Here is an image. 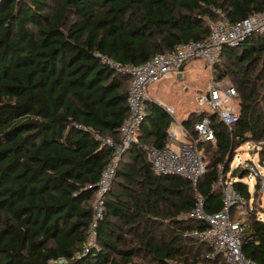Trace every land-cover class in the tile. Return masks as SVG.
Returning <instances> with one entry per match:
<instances>
[{"label": "trees", "instance_id": "trees-1", "mask_svg": "<svg viewBox=\"0 0 264 264\" xmlns=\"http://www.w3.org/2000/svg\"><path fill=\"white\" fill-rule=\"evenodd\" d=\"M263 9L264 0H0V264H226L190 234L205 224L180 215L197 192L205 214L219 212L223 187L215 184L228 172L225 185L249 208L242 253L264 264V220L255 199L248 203L249 173L230 168L241 146L264 141L258 33L223 46L213 67L215 79L237 90V121L229 128L205 109L181 121L197 137L194 123L207 116L214 135L198 142L206 168L196 186L153 172L148 151L164 148L172 117L147 100L87 246L92 202L113 152L105 140L119 139L129 114L125 69L206 39L219 20ZM256 154L264 160V144Z\"/></svg>", "mask_w": 264, "mask_h": 264}, {"label": "built area", "instance_id": "built-area-1", "mask_svg": "<svg viewBox=\"0 0 264 264\" xmlns=\"http://www.w3.org/2000/svg\"><path fill=\"white\" fill-rule=\"evenodd\" d=\"M253 33L264 34V9L233 23L227 19L219 20L212 25V30L206 39L178 45L172 51L158 53L140 65L129 66L125 69L131 78L127 93L129 114L119 129V139L107 138L105 140L113 152L102 172L92 204L93 217L87 246L94 245V229L103 213V197L110 189L119 160L127 148L136 141L137 128L146 114L145 103L150 99L147 92L148 85L177 74L190 61L205 62L210 69L211 77L206 91L196 94V102L202 109L217 113L221 121L230 128L239 116L236 104L237 90L227 80L215 79L212 76L213 67L219 60L223 46L237 45ZM166 110L172 117V123L165 146L163 149L151 148L148 151L153 172L157 175H178L196 186L206 168L203 150L198 146V142H214L210 120L207 116H202L196 121L194 129L197 137H193L183 127L182 122L175 117L174 111L170 108ZM261 145L262 142L247 143L246 147L256 154ZM238 164L257 178L259 188L264 190V175L259 173L256 166L250 161L242 163L238 161ZM221 180L220 177L215 187L220 186ZM223 197L222 209L213 215H207L203 209L204 200L197 192L193 208L181 214L180 217L194 219L205 224L203 229L194 230L190 234L206 241L214 250L215 255H220L226 264H256L242 253V223L249 211L246 200L233 189L230 182L223 186ZM248 203L252 205V200ZM260 215L261 212H258L257 218L264 220ZM86 250L87 247H85ZM170 264L184 263L171 261Z\"/></svg>", "mask_w": 264, "mask_h": 264}, {"label": "rangeland", "instance_id": "rangeland-1", "mask_svg": "<svg viewBox=\"0 0 264 264\" xmlns=\"http://www.w3.org/2000/svg\"><path fill=\"white\" fill-rule=\"evenodd\" d=\"M203 66L204 68L199 61H195L193 65H191L189 72L184 73L181 79L177 80L174 77L163 78L155 83L149 84L147 87V92L151 97V100L159 102L166 108H170L172 111H174V115L177 119H180L183 113L185 114L187 111H179L178 107L181 106L185 109L196 110L197 112H200L202 107L194 101V95L198 90L201 92L206 91L207 83L211 77V72L208 65L204 64ZM263 144L264 141L262 145ZM238 161H240V163L244 161L252 162L256 166L259 173L264 175V160H261V162L258 158V155L253 154L252 151H249L246 145H243L238 149L237 156L234 157L230 168H242L241 164L237 165ZM230 176L231 173L228 172L225 174V176L221 177L222 180L220 187L225 186V181H229ZM243 180L249 185L251 196L250 200L255 199L253 201V205L258 209L259 212H261L260 216L264 219V190L261 188L256 189L258 179L253 177L252 174L246 175Z\"/></svg>", "mask_w": 264, "mask_h": 264}, {"label": "crops", "instance_id": "crops-1", "mask_svg": "<svg viewBox=\"0 0 264 264\" xmlns=\"http://www.w3.org/2000/svg\"><path fill=\"white\" fill-rule=\"evenodd\" d=\"M199 61V60H198ZM195 61H190V62H188V63H186L183 67H182V69L177 73V74H175V75H173V76H169V77H165V78H170V77H174V78H176L177 80L178 79H181V77L183 76V74L184 73H187V72H189V70L191 69L190 67H191V65H193V63H194ZM200 63H201V65H202V67L204 68V64H206L205 62H203V61H199ZM178 75H180V76H178ZM198 92H200V90H198L197 91V93ZM196 93V94H197ZM196 94L194 95V101L196 102ZM149 95V94H148ZM149 98L151 99V97L149 96ZM175 106V105H174ZM176 107V106H175ZM178 109H179V111H186V113L184 114L183 113V115H182V117L180 118V119H178V120H180V121H182V119H184V118H186L188 115H189V113H191V112H193V111H195V112H197L196 110H189V109H185V108H182V106L181 107H178Z\"/></svg>", "mask_w": 264, "mask_h": 264}, {"label": "water", "instance_id": "water-1", "mask_svg": "<svg viewBox=\"0 0 264 264\" xmlns=\"http://www.w3.org/2000/svg\"><path fill=\"white\" fill-rule=\"evenodd\" d=\"M178 76H180V75H178ZM157 102V101H156Z\"/></svg>", "mask_w": 264, "mask_h": 264}]
</instances>
